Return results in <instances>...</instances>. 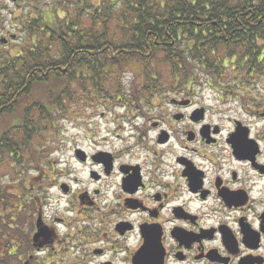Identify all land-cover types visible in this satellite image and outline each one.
<instances>
[{"label":"flooded vegetation","instance_id":"obj_1","mask_svg":"<svg viewBox=\"0 0 264 264\" xmlns=\"http://www.w3.org/2000/svg\"><path fill=\"white\" fill-rule=\"evenodd\" d=\"M32 1L0 6L53 5ZM184 85L150 87L108 116L103 143L83 149V183L57 170L42 193L54 211L38 205L2 263L264 264L263 100L214 121Z\"/></svg>","mask_w":264,"mask_h":264},{"label":"trees","instance_id":"obj_2","mask_svg":"<svg viewBox=\"0 0 264 264\" xmlns=\"http://www.w3.org/2000/svg\"><path fill=\"white\" fill-rule=\"evenodd\" d=\"M119 1L57 0L58 6L31 11L21 26L28 30L27 42L15 55L0 54V164L7 156L31 169L28 148L59 141L53 137L56 121L70 118L67 105L107 102L106 84L118 89L114 102L119 107L150 87L158 90L152 85L158 82L156 68H167L170 83H185V89L198 85L199 75L209 79L206 85L225 86L227 69L239 73L233 81L236 89L248 88L246 78L264 77V0H138L116 6ZM128 73L136 74L137 86L126 93L117 82ZM51 154L41 152L38 163L43 191L57 174ZM1 195L3 264L13 262L22 240L20 220L32 217L36 207L33 199L28 203L27 190L25 196L21 193L23 203L20 194ZM7 207L9 216L4 214Z\"/></svg>","mask_w":264,"mask_h":264},{"label":"rangeland","instance_id":"obj_3","mask_svg":"<svg viewBox=\"0 0 264 264\" xmlns=\"http://www.w3.org/2000/svg\"><path fill=\"white\" fill-rule=\"evenodd\" d=\"M72 1V0H69ZM126 0H122L120 3H117L119 5L125 3ZM47 2V0H46ZM94 4H97V2H94ZM0 23L2 29L0 30V38L5 37L7 40L10 41L12 37L16 38L17 40L10 41L7 46L0 45V54L3 53V55H15L17 51H20L21 44L25 41L27 42L26 33L28 30L21 27V23L28 19V15L30 16V12L34 13V11H39L41 9L45 10L48 8V6H0ZM7 17V18H5ZM16 17L13 24H11L12 19ZM34 17V16H33ZM32 17V18H33ZM7 21V22H6ZM153 68V66H151ZM158 73H160V77L158 82H162L163 84L166 82V72L159 70ZM132 76H136L135 73H128L125 75V77H122V81H118L117 85L122 82V88L125 89L126 93L131 92L136 89V82L133 79ZM233 79L231 80V78ZM235 78H239V73L235 71H231L230 69H227L222 74V82L224 84H231L232 87L235 88L237 93L239 94L238 97L233 96L231 102H228L226 106V111L218 113L220 109L218 108L217 104H223L225 103L223 100V97L218 94H214L209 90L208 88L202 89L200 87L199 89L195 90L196 92L201 93L203 96V106H205L208 109V114L211 116V118L216 120H224L225 116L232 115L235 117H241L245 115V113H248V111L254 107L255 104L259 105L260 101L263 100L262 104H264V77L258 75H254L250 78H246L249 80L248 83L245 84L247 86V89H236V85L233 82ZM199 80L201 83L210 82L208 78L206 77H200ZM109 88V92H107V97H105V100L109 99L107 102H94V101H77V103H73L71 105L66 106L67 114L70 118L61 120L57 117L58 126L55 130L57 134H54V139L56 136H58L59 141H54L50 144L49 147L43 148V145L41 143L35 142L34 148L30 147L29 152L31 155V159L34 162V165L30 168H27L24 166V163L20 165L19 163L13 164L10 159L6 156L3 158V162L0 164V196L1 193L5 194L6 197L9 198L11 195H17L20 194L23 190L24 192V186H27V198L29 199L28 203H32L31 199L36 195V189L33 187V189L28 188L27 180H24L25 178H28V180L34 181L33 177H36L38 175L37 169L41 168L40 164H38L41 160V152L47 150V157L49 154L54 152V150L57 151V153H53L51 156V159H53L55 162L61 161V159L65 158L68 159L72 157V147L75 145H78L79 147L85 149L88 142H98L100 138L105 137L104 131L107 129V126L104 125L106 118L109 116H120V114L123 113V110L118 108L115 105V100L118 99V94L116 93V89L111 88L109 84L104 85V88ZM163 88L165 89L166 86L163 85ZM234 91V90H231ZM80 93V91H79ZM219 96L221 98V102H216L213 98ZM244 96L251 97L252 107L251 106H244L243 100H245ZM241 98V100H238L237 102L235 99ZM112 102H111V101ZM247 104L249 101H246ZM245 102V104H246ZM236 106V107H235ZM235 108V109H234ZM144 111H147V109H144ZM143 112V110H142ZM171 112V109H170ZM152 114H156V112H152ZM101 116H103L101 118ZM92 117V118H90ZM73 119L74 121L71 122L70 120ZM106 127V128H105ZM97 131L101 132L102 135L99 137V134L96 133ZM61 132L62 134H59ZM93 136L91 140L83 139L84 136ZM61 136H66L68 138L61 139ZM52 137V136H51ZM70 143V144H69ZM72 145V146H71ZM51 148V149H50ZM50 150V151H49ZM70 164L73 166L74 171L76 172V177L78 180H83L85 178V172L84 167L82 165H79L78 163H75L73 160L70 161ZM13 165V166H12ZM11 166V168H10ZM9 168L14 171L12 175L9 173ZM89 188H93V186H90ZM19 191V192H18ZM16 199L13 198L11 201H15ZM10 201V202H11ZM27 201V199H26ZM6 202V201H5ZM9 203V201H8ZM31 207V206H30ZM81 206L79 205L77 210H80ZM32 209V208H31ZM5 210H11L9 208H5ZM5 219H0V225ZM95 222V220H93ZM1 227V226H0ZM12 233V232H11ZM7 264V263H5Z\"/></svg>","mask_w":264,"mask_h":264},{"label":"water","instance_id":"obj_4","mask_svg":"<svg viewBox=\"0 0 264 264\" xmlns=\"http://www.w3.org/2000/svg\"><path fill=\"white\" fill-rule=\"evenodd\" d=\"M2 43H4L5 41H1Z\"/></svg>","mask_w":264,"mask_h":264}]
</instances>
